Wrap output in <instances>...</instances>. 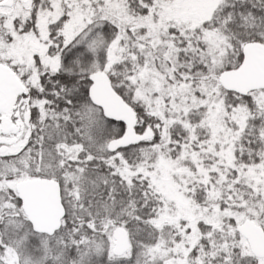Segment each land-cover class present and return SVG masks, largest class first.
<instances>
[{
  "label": "snow or ice",
  "instance_id": "snow-or-ice-1",
  "mask_svg": "<svg viewBox=\"0 0 264 264\" xmlns=\"http://www.w3.org/2000/svg\"><path fill=\"white\" fill-rule=\"evenodd\" d=\"M0 264H264V0H0Z\"/></svg>",
  "mask_w": 264,
  "mask_h": 264
}]
</instances>
